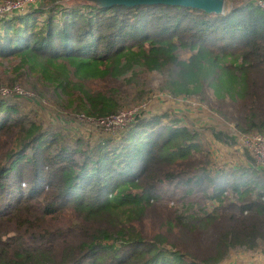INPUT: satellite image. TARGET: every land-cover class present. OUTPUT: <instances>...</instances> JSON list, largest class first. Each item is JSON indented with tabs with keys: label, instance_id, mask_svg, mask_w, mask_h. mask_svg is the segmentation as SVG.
<instances>
[{
	"label": "trees",
	"instance_id": "1",
	"mask_svg": "<svg viewBox=\"0 0 264 264\" xmlns=\"http://www.w3.org/2000/svg\"><path fill=\"white\" fill-rule=\"evenodd\" d=\"M180 48L191 51L188 60L177 58ZM8 58L88 116L119 110L120 79L171 65L165 88L173 96L209 89L236 131L264 132V10L246 0L223 14L44 0L0 18V59ZM96 83L101 89L88 87ZM7 102L0 264H226L235 249L264 254V171L255 164L211 170L199 133L178 119L163 123L168 115L136 119L119 140L64 146ZM203 128L234 145L236 136ZM198 190L217 206L178 211ZM228 192L236 198L225 200Z\"/></svg>",
	"mask_w": 264,
	"mask_h": 264
},
{
	"label": "rangeland",
	"instance_id": "2",
	"mask_svg": "<svg viewBox=\"0 0 264 264\" xmlns=\"http://www.w3.org/2000/svg\"><path fill=\"white\" fill-rule=\"evenodd\" d=\"M57 1L66 7L96 6L87 0ZM240 1L244 2L245 0H225V11ZM176 56L179 60H188L191 56V51L188 48H180L176 50ZM171 70H174L171 65L162 71L138 70L132 76L129 77L128 75L127 77L129 78L120 79L118 85L113 84V89L120 92V94L116 95L118 96L116 99L119 101L120 108L108 115L127 109L139 102H144L147 104L144 117L168 115V118H163V123L169 124L170 120L178 119L182 124L190 129H195L199 133L202 147L209 152L208 167L211 170L236 168L242 165L248 166L250 163L256 165L250 155L238 145L235 137L238 131H236L235 127L231 123L224 121L214 110L219 106L221 107V105L213 98L211 90L207 89L203 95L191 97H184L183 95L173 96L167 91L165 85ZM0 85L8 87L20 85L34 92L36 98L32 100L14 99L7 100V103L17 107L19 114L25 115L29 123L37 125L48 136L59 134L62 138L60 143L64 146L85 149L86 145L83 143L93 146L98 136H108L117 140L121 137L122 132L119 133V131H114L113 129H99L89 123L88 118L104 117V115L88 116L74 111L73 107L66 101V97L59 95L53 86L41 83L35 73L26 71L24 67L19 68L17 58L0 59ZM101 86H103L102 83L88 84L91 89H101ZM82 116H84L83 119L81 118ZM205 125L208 127L212 126L215 130L226 131L235 137L234 145L238 147L236 151L222 149L220 145L225 144H217L218 142L215 141L212 133L207 129L204 130L203 127ZM80 141H82V144L79 143ZM244 155L248 164H242L241 162ZM195 156V158L199 159L203 154L195 152ZM76 158L78 160L82 159L79 154ZM25 168L28 170V167ZM47 171L48 169H45L44 172L47 173ZM178 191L180 196L182 191L181 189ZM204 195L206 194L199 190L190 193L185 200L192 205L181 207V204L178 206L176 204L178 211H212L218 203L211 201ZM235 198L231 192L224 195L225 200ZM260 254H263L260 249L251 252L235 249L231 251L226 264H264L260 260Z\"/></svg>",
	"mask_w": 264,
	"mask_h": 264
},
{
	"label": "built area",
	"instance_id": "3",
	"mask_svg": "<svg viewBox=\"0 0 264 264\" xmlns=\"http://www.w3.org/2000/svg\"><path fill=\"white\" fill-rule=\"evenodd\" d=\"M44 0H0V18L8 17L14 13L25 12L29 9L38 7ZM264 10V0H246ZM36 98L34 92L25 89L20 85L8 87L0 85V101ZM147 104L139 102L131 107L119 111L112 115L98 118H88L89 123L99 129H113L114 131L123 132L129 124L138 118L145 116ZM82 119L84 116L81 117ZM236 141L248 154L254 159L256 165L264 166V132H248L235 134Z\"/></svg>",
	"mask_w": 264,
	"mask_h": 264
},
{
	"label": "water",
	"instance_id": "4",
	"mask_svg": "<svg viewBox=\"0 0 264 264\" xmlns=\"http://www.w3.org/2000/svg\"><path fill=\"white\" fill-rule=\"evenodd\" d=\"M98 7H112L124 5L128 7L137 5H171L189 7L207 13L223 14L225 12V0H87Z\"/></svg>",
	"mask_w": 264,
	"mask_h": 264
},
{
	"label": "crops",
	"instance_id": "5",
	"mask_svg": "<svg viewBox=\"0 0 264 264\" xmlns=\"http://www.w3.org/2000/svg\"><path fill=\"white\" fill-rule=\"evenodd\" d=\"M215 141L218 142L217 144H221V142H219L217 140H215ZM220 146H222V149H225L227 151H229V150L236 151V149L238 148L235 145L230 146V145H227V144H225V145L222 144ZM242 160H241L242 164H248L247 161L245 160V155H244V158ZM257 168L260 169V170H262V171H264V166L263 167H259L258 166ZM260 260L262 262H264V254H260Z\"/></svg>",
	"mask_w": 264,
	"mask_h": 264
}]
</instances>
